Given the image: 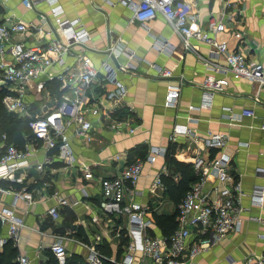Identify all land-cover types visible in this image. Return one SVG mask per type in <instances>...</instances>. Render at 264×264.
I'll return each mask as SVG.
<instances>
[{
    "label": "crops",
    "instance_id": "obj_1",
    "mask_svg": "<svg viewBox=\"0 0 264 264\" xmlns=\"http://www.w3.org/2000/svg\"><path fill=\"white\" fill-rule=\"evenodd\" d=\"M182 1L190 6V14L196 16L195 21L202 28L212 17L223 23L226 31L211 34L217 43H226L229 50L238 51L252 62L264 66V0H239L238 4H232L225 11L223 0ZM58 4L62 9V19H79L90 32L92 51L89 55L94 65L100 68L103 63L114 64L116 79L125 87L126 96L112 109L110 102L102 98L104 90L112 89V85L107 84L104 88L99 83L94 84L91 95L102 106L99 117L87 115L94 131L93 140L85 144L75 135L73 128L67 130L75 157L78 162L91 167L92 180H85L79 172L64 170L60 162H55L49 169L47 167L43 180H40L34 165L44 159L45 152L38 148L35 157L31 158L30 168L24 172L22 183L10 185L14 191L24 189L31 192L35 203L27 204L20 200L13 207L12 196L0 193V210L13 209L24 222L19 243L17 246L10 243L17 250L16 261L23 254L29 256L31 264H44L47 260L45 247L51 234L68 237L64 242L67 251L82 258L83 248L74 241L87 240L86 236L96 230L89 226V222L90 215L98 213L97 206L101 198L98 178L118 174L126 160L129 161L139 151L147 152L152 146L165 148L176 161L190 165L198 153L205 159L225 153L230 159L231 173L241 185V230L199 254L196 258L199 264H242L246 258L264 254V238L259 237V234H264V204L258 206L251 201L255 195L264 198V129H261L264 125V86L260 87L247 79L227 76L224 90L214 95L209 106H202L203 89L200 83L209 74L202 64L203 59L223 63V57L215 55L207 43L190 39L191 47L186 49L181 37L160 14L148 24L141 25L134 19L133 12L119 0H58ZM0 11V21L9 18L32 26L31 31L18 38L26 47L45 45L50 40L51 37L35 29H45V23L52 22L49 8L44 2L36 3L29 10L23 5V0H0ZM159 41L166 44L164 50L155 49L154 45ZM109 44L119 52L117 63L103 52ZM79 53L77 49L72 50L63 56V65L54 62L46 73L53 76L65 66H75L81 55ZM51 57L55 59L54 55ZM10 58L6 46L5 59ZM162 70H168L170 77H163ZM40 80L45 83L43 93L34 96L33 85L29 92V99L37 104L43 96L47 97L44 101L50 98L49 95L56 96L47 86V76L42 75ZM168 85L179 87L175 107L164 105ZM242 110H253L257 118L240 116ZM107 112L119 118L126 114L132 116L137 127L135 133L129 135L126 130L119 133L106 129L105 125L110 122V118L105 115ZM123 112H126L124 116L116 115ZM178 124L191 128L197 139L190 140L182 135L173 137V127ZM208 132L223 134L225 147L213 150L210 154L204 152L201 139ZM33 142L27 141L23 148ZM172 171L173 168L165 163L164 157H158L154 164H145L135 186L134 198L147 205L153 204L152 198L159 195L163 199L154 214L163 215L173 209L169 214L172 215L175 205L168 195L165 191L153 194L151 187L155 176H166ZM43 182L47 183L46 190L42 187ZM209 183L207 186L212 187L213 184ZM39 190L44 194L42 197L35 193ZM53 192L62 198L79 202L72 208H61L56 223L46 216L47 209L55 203L50 196ZM163 205L166 210L160 211ZM156 227L155 233L161 234V230ZM1 232L5 234L6 227H2ZM193 238H189V241Z\"/></svg>",
    "mask_w": 264,
    "mask_h": 264
},
{
    "label": "built area",
    "instance_id": "obj_2",
    "mask_svg": "<svg viewBox=\"0 0 264 264\" xmlns=\"http://www.w3.org/2000/svg\"><path fill=\"white\" fill-rule=\"evenodd\" d=\"M119 1L133 12V17L139 24L146 25L160 14L181 37L186 49L191 47L190 39H196L207 43L215 55L223 57V63L203 59L202 64L209 74L200 83L203 89L202 106H209L214 95L224 90L227 76L233 79H247L260 87L264 86V66L252 62L238 51L229 50L226 43H217L211 37V34L226 31L220 20L212 17L207 21L205 28H202L195 21L196 16L190 14V6L182 0ZM38 2H44L48 6L52 17L51 23H45V29L35 28L51 37L45 45L26 47L18 40L32 30L30 24L9 18L0 21V85L6 88L2 105L7 113L27 120L34 140L23 149L0 143V183L5 184L0 185V193L12 196L13 207L20 200L27 204L35 203L31 192L24 189L14 191L10 185L22 183L24 172L30 168L31 158L35 157L38 148L45 152L44 159L34 165L40 180H43L46 168L49 169L55 162H60L64 170L79 172L85 180H92L94 176L91 167L77 161L67 130L73 128L75 135L85 144L93 140L94 131L87 115L99 117L102 106V103H98L91 95L94 84L99 83L104 88L107 84L112 85V89L104 90L102 95L103 99L110 102L112 109L126 96L125 87L116 79L114 64L103 63L100 68L94 65L89 55L92 51L91 34L80 20L62 19L58 0H23V5L32 10ZM239 2L223 0V10H228L232 4ZM6 46L10 60L5 59ZM154 47L161 51L166 48V44L159 41ZM74 49L79 50L81 54L75 66H65L53 76L46 73L54 62L63 65V56ZM103 52H108L109 58L112 54L115 60L119 53L112 44ZM51 55H54L55 59H52ZM161 74L163 77L171 75L168 70H162ZM42 75H46L49 82L59 85V95H49L54 101L50 98L44 101L47 97L43 96L37 104L29 99L30 86L33 85L34 96H40L45 89V83L40 80ZM178 96L179 87L168 85L164 98L165 107H175ZM105 115L110 118V122L105 125L106 129L119 133L126 130L129 135L135 133L137 127L129 114L121 118L110 116L109 112ZM240 116L257 118L253 110H242ZM230 119L233 120L231 117ZM261 129H264V125ZM172 133L173 137L182 135L190 140L197 139L195 132L186 125H175ZM201 143V149L210 154L213 150L223 149L226 139L223 134L208 132L201 139ZM166 152L165 148L152 146L143 159L135 157L131 161L126 160L118 174L98 178L101 194L97 206L98 213L91 214L89 222V226L95 227L96 230L86 236L87 240L74 241L83 248L84 264H199L196 260L199 254L219 245L231 234L241 230L242 190L239 181L231 173L229 157L221 153L217 157L205 159L198 153L191 163L197 180L191 184L175 208L176 229L168 237L155 233L153 214L163 198L155 195L157 198H152L153 204L143 205L134 198L135 186L143 166L154 164L156 159L164 157ZM208 182L213 186H207ZM46 184L43 182L42 186L45 190ZM151 187L153 194L165 191L161 174L155 176ZM45 190L43 189L44 192ZM35 193L41 197L44 195L40 190ZM50 196L55 203L47 209L46 216L52 223H56L60 218L61 208H72L79 203L62 198L57 192ZM251 201L258 206L264 204L262 195L253 196ZM2 227H6L5 234L1 232ZM23 227V219L17 216L13 209H1L0 248L7 243L17 246ZM192 236L194 240L189 241ZM259 237L264 238V234H259ZM68 239L60 234L49 235L45 248L57 264H66L71 255L64 245ZM102 245L110 248V256L102 252ZM17 263L31 264V259L22 254L17 258ZM242 264H264V254L246 258Z\"/></svg>",
    "mask_w": 264,
    "mask_h": 264
},
{
    "label": "trees",
    "instance_id": "obj_3",
    "mask_svg": "<svg viewBox=\"0 0 264 264\" xmlns=\"http://www.w3.org/2000/svg\"><path fill=\"white\" fill-rule=\"evenodd\" d=\"M1 12V11H0ZM47 86L52 90L55 95H59V85L55 82H48ZM6 95V88L4 86H0V143L4 142L5 144H12L16 146L18 149H22L27 141H34L30 128L28 126L27 120L17 118L14 114L7 113L2 105V99ZM126 112L121 113L117 116H121ZM127 115V114H126ZM3 136L5 139H3ZM140 153H135V156L129 158V161L132 158L140 157L144 158L146 151H139ZM165 163L168 166L173 168L172 173L166 176H161V180L165 186V193L168 195L170 201L176 206L183 198L186 191L189 189L191 184H193L197 177L192 170L190 164L182 163L176 161L172 156H170L167 151L165 156ZM153 221L155 226L161 230V234L163 236H170L174 230L176 229L175 222V212L172 215H153ZM102 252L106 256H110V251L106 245H102ZM45 256L47 258L44 264H57L54 257L48 250H45ZM18 253L16 248H13L11 244L7 243L0 249V264H18L16 261ZM66 264H84L83 260L78 255H70L67 259ZM104 264H111L109 262H105Z\"/></svg>",
    "mask_w": 264,
    "mask_h": 264
},
{
    "label": "rangeland",
    "instance_id": "obj_4",
    "mask_svg": "<svg viewBox=\"0 0 264 264\" xmlns=\"http://www.w3.org/2000/svg\"><path fill=\"white\" fill-rule=\"evenodd\" d=\"M164 207H165V205H163V207L160 208V211H165L166 208H164ZM169 210H170V211H168V212H164L163 215H164V216H167V215L171 214V212H172L173 209H169ZM156 226H157V225H156ZM157 227H158V226H157ZM157 227H156V228H157Z\"/></svg>",
    "mask_w": 264,
    "mask_h": 264
},
{
    "label": "water",
    "instance_id": "obj_5",
    "mask_svg": "<svg viewBox=\"0 0 264 264\" xmlns=\"http://www.w3.org/2000/svg\"><path fill=\"white\" fill-rule=\"evenodd\" d=\"M107 54L109 55L108 52H107ZM111 58L114 60L115 63H117L116 60H115V57L112 54H111Z\"/></svg>",
    "mask_w": 264,
    "mask_h": 264
}]
</instances>
